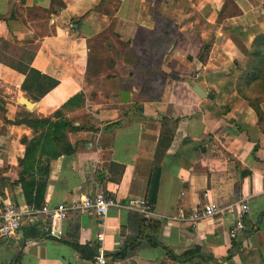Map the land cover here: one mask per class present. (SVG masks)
Wrapping results in <instances>:
<instances>
[{
    "label": "crops",
    "instance_id": "0c3cea01",
    "mask_svg": "<svg viewBox=\"0 0 264 264\" xmlns=\"http://www.w3.org/2000/svg\"><path fill=\"white\" fill-rule=\"evenodd\" d=\"M259 31L264 16L250 0H0V205L33 207L18 174L37 137L32 160L48 161L46 176L32 173L44 184L40 205L103 192L150 206L147 219L108 208L107 264H264V125L237 95L233 65L242 67L241 50ZM17 59L57 84L34 96L13 69ZM124 91L127 102L119 99ZM34 117L67 122L73 152L38 157L40 134L51 130L14 121ZM164 130L170 141L158 149ZM207 201L228 209L194 226L171 219ZM240 202L243 228L229 237ZM41 226L24 217L0 240V264H88L100 231L95 215L71 212L58 239Z\"/></svg>",
    "mask_w": 264,
    "mask_h": 264
},
{
    "label": "trees",
    "instance_id": "16d2710c",
    "mask_svg": "<svg viewBox=\"0 0 264 264\" xmlns=\"http://www.w3.org/2000/svg\"><path fill=\"white\" fill-rule=\"evenodd\" d=\"M206 47H202V52L198 55V59L204 58V51ZM243 55V65L238 67L236 62H233L235 67V81L234 89L237 95L247 102V105L255 113L257 123L259 127L263 129L264 116L263 108L264 104V31L257 32L248 48L241 50ZM17 64V63H16ZM13 69L24 75L23 87L33 88L34 96L44 93L48 89L54 87L57 82L45 75H41L39 72L29 67L28 61L18 60V64L13 66ZM18 123H25L33 131L37 128L46 127L51 131H45L41 133L42 147L38 149V157L45 155L48 159L55 158L61 154H70L73 152V148L66 141L63 131L68 127L67 122L58 121L51 122L45 118H24L23 120H14ZM119 122H114L111 125L113 127L118 126ZM170 141V135L167 130H164L159 137L158 149L164 148ZM50 142L52 149L45 147V143ZM38 144V138L30 139L25 148L23 159L21 160V171L18 174V182L21 184L22 193L25 199V203L28 206L37 208L40 206V200L42 199L43 182L37 181L32 173L35 175L46 176L48 171V161L44 164L40 159L32 160L34 151ZM35 163V166L33 163ZM25 177H31L32 181H26ZM148 205V204H147ZM155 227V226H154ZM155 228H153V232ZM151 245H156V241H150ZM126 246L121 247L114 255L119 256ZM78 249H81L77 246ZM95 254V251L93 255ZM90 256V259L93 257ZM14 264H18V260L14 261Z\"/></svg>",
    "mask_w": 264,
    "mask_h": 264
},
{
    "label": "built area",
    "instance_id": "2783aa9c",
    "mask_svg": "<svg viewBox=\"0 0 264 264\" xmlns=\"http://www.w3.org/2000/svg\"><path fill=\"white\" fill-rule=\"evenodd\" d=\"M120 206L127 210L137 213L144 219L151 214L150 206L147 205L144 198L130 197L124 202L118 203L110 194L98 192L92 197L85 196L73 203H57L49 206L43 202L39 207L19 209L10 202H2L0 205V240L9 238L18 230L24 217L42 219L41 230L46 237L58 239L62 235L60 223L64 221L73 211L90 212L95 215L100 224V231L97 232L95 254L89 260L88 264H107L105 254L103 252L101 242L103 238L104 218L108 208ZM228 206H219L218 204L207 201L198 211L191 208L189 212L183 216H172V220L186 221L190 226H194L198 220L209 218L214 215H223ZM247 206L240 202L235 208L234 221L228 229V236L234 237L243 228V214L246 212Z\"/></svg>",
    "mask_w": 264,
    "mask_h": 264
},
{
    "label": "rangeland",
    "instance_id": "374dc122",
    "mask_svg": "<svg viewBox=\"0 0 264 264\" xmlns=\"http://www.w3.org/2000/svg\"><path fill=\"white\" fill-rule=\"evenodd\" d=\"M250 2L251 3H253V4H255L256 5V10H257V12L258 13H260V14H262L263 16H264V0H250ZM148 9L149 10H154L155 12H159V11H161V9H160V7H159V5H151V6H149L148 5ZM260 32V31H259ZM256 34V33H255ZM254 34V35H255ZM233 41V43H235L240 49H242L243 47L242 46H240V44L235 40H232ZM244 49V48H243ZM28 56L27 55H24L23 54V56L21 57H19L18 59H20V58H27ZM17 59V60H18ZM12 61H13V63H14V60L12 59Z\"/></svg>",
    "mask_w": 264,
    "mask_h": 264
},
{
    "label": "water",
    "instance_id": "95a60500",
    "mask_svg": "<svg viewBox=\"0 0 264 264\" xmlns=\"http://www.w3.org/2000/svg\"><path fill=\"white\" fill-rule=\"evenodd\" d=\"M193 92L200 98H203L205 95V92L196 84L193 85L192 87ZM119 99L121 102H127L128 101V96H127V92H121V94L119 95ZM20 102L22 104H24L27 108L30 107L31 103L29 101H27L24 97L20 98Z\"/></svg>",
    "mask_w": 264,
    "mask_h": 264
}]
</instances>
